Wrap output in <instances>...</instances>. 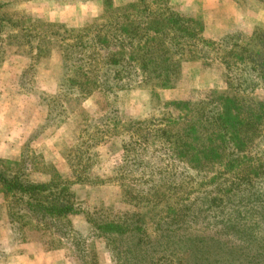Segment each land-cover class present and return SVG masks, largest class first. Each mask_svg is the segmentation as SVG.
Returning a JSON list of instances; mask_svg holds the SVG:
<instances>
[{"label":"trees","instance_id":"trees-1","mask_svg":"<svg viewBox=\"0 0 264 264\" xmlns=\"http://www.w3.org/2000/svg\"><path fill=\"white\" fill-rule=\"evenodd\" d=\"M101 1L103 23L95 19L83 35H71L75 30L66 26L61 35L50 23L48 32L8 30L0 19V55L12 47L33 68L60 51L63 73L54 105L48 103L54 120L55 102L79 104L96 92L116 99L136 88L147 90L150 108L159 110L142 122L154 126L159 151L140 154L138 138L145 143L153 132L145 126L147 132L128 139L134 162L147 168L139 178L146 185L140 180L137 190L123 189L131 206L140 194L150 201L119 216L88 215L87 222L96 236L105 237L114 264H264V98L252 94L264 82V29L213 41L203 37L199 17L175 10L169 0L119 7ZM189 62L220 64L225 88L198 99L162 100L159 91L174 89ZM105 110L107 126L115 132L125 126L120 109ZM77 158L81 162L82 154ZM71 185L55 175L32 182L18 170H0L12 230L19 219L21 227L33 224L70 240L77 259L87 264L86 240L68 219L78 213Z\"/></svg>","mask_w":264,"mask_h":264},{"label":"rangeland","instance_id":"rangeland-1","mask_svg":"<svg viewBox=\"0 0 264 264\" xmlns=\"http://www.w3.org/2000/svg\"><path fill=\"white\" fill-rule=\"evenodd\" d=\"M112 1L114 7H119L135 0ZM169 2L175 10L199 17L203 24L202 35L209 40L217 41L233 32L250 36L256 27L264 29V5L258 0ZM101 3V0H0V19L9 27L8 30L22 26L30 32L40 27L48 32L50 23L54 25L51 29L61 35L65 26L75 30L71 35H83L95 19L103 23L105 17ZM2 50L0 170H18L32 182H46L55 175L71 183L72 201L78 213L69 215L68 219L86 240L87 264H93L94 260L97 264H114L105 237L96 236L87 216H119L134 211L133 205L139 211L146 204V199L150 201L140 194V201H133L131 206L123 189L137 190L139 185L136 183L140 180L142 185H146V178H139L147 168L134 162V143L128 139L129 135L137 137L136 133L143 135L147 132L145 126L151 129L148 133L153 132L145 143L138 138L141 142L136 144L141 147L140 154L143 152L145 156L159 151L161 145L155 137L154 126L142 125L143 121L158 116L159 110L150 108L147 90L136 88L122 92L116 99L111 95L105 98L96 92L79 104L74 100L64 105L55 102L58 117L54 120L48 116V111L54 105L52 100L58 94L63 73L60 51L32 68L23 53L12 47ZM22 73L21 85L19 78ZM258 83L252 94L264 98V82ZM224 88L220 64L203 66L189 62L182 65L177 86L159 91V96L164 101L198 99L211 90ZM110 107L120 109L125 120V126L118 132L113 126L106 125L109 119L103 113ZM127 119H132L135 124H128ZM80 154L82 160L78 162ZM16 160L17 165H6V161ZM153 166L155 169L156 164ZM8 200L0 190V264H81L70 240H59L33 224L21 227L22 220L19 219L15 223L17 229L13 231L7 214ZM150 215L147 213L145 217L147 225H150Z\"/></svg>","mask_w":264,"mask_h":264}]
</instances>
